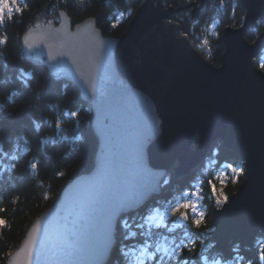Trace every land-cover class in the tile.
<instances>
[{
	"label": "water",
	"instance_id": "obj_1",
	"mask_svg": "<svg viewBox=\"0 0 264 264\" xmlns=\"http://www.w3.org/2000/svg\"><path fill=\"white\" fill-rule=\"evenodd\" d=\"M167 3L143 0L120 36L104 35L94 18L78 23L77 29L59 9H55L56 21L51 16L53 1L31 16L22 36V52L33 64L46 67L55 80L79 90L80 99L91 109L97 147L90 171L72 179L32 222L5 264H26L23 250L38 221L41 233L33 250L35 264H93L91 254L68 255V246L88 248L99 240L106 211L135 181V141L152 114L159 121V134L147 146L145 160L164 178L169 174L176 180L188 177L219 142L244 164L245 179L238 191L214 209L211 240L216 248H251L258 236L264 237V72L257 63L264 50V33L254 43L246 39L264 18V0H238L244 22L239 28L224 29V52L218 67L171 20L191 6L174 9ZM192 14L197 19L200 9H192ZM37 23L41 30L56 32L96 30L102 39L112 41L111 75L101 69L98 84L103 97L99 117L108 120L103 134L96 126L93 96L79 74H58L47 47L41 44L42 54H38L24 45L23 37L34 32ZM81 179L79 189L71 187ZM161 192L153 193L143 206ZM117 232L118 227L116 236ZM116 243L117 239L114 248Z\"/></svg>",
	"mask_w": 264,
	"mask_h": 264
},
{
	"label": "trees",
	"instance_id": "obj_2",
	"mask_svg": "<svg viewBox=\"0 0 264 264\" xmlns=\"http://www.w3.org/2000/svg\"><path fill=\"white\" fill-rule=\"evenodd\" d=\"M53 1L54 7L67 13L73 26L88 18H94L97 27L104 35L120 36L126 32L128 23L143 0H20L21 6L28 7L22 13H15L13 19L0 25V37H7V43L0 45V219L6 223L0 226V264H5L7 256L21 244L28 227L32 222L58 198L66 185L76 176L90 171L93 166L97 140L92 132V114L88 104L80 99L79 90L72 84L57 81L50 71L35 65L22 52V36L27 23L38 7H46ZM168 7L187 8L172 16L171 20L180 24L181 34L194 42L196 48L211 63L218 67L224 52L222 34L225 28H239L244 22V13L238 0H168ZM235 8V14L232 12ZM192 9H200V16L193 18ZM57 19L55 13L51 14ZM119 20L117 27L112 24ZM214 25V27H213ZM264 33V18L258 26L248 32L246 39L254 43ZM208 43L205 45L204 41ZM258 67L264 63V50L257 59ZM77 112L73 117L71 112ZM59 122L60 127H56ZM80 137V139H76ZM16 157L13 160V157ZM15 163L13 170L11 165ZM36 163L37 169L31 164ZM228 164L243 169V163L233 152L226 150L219 142L205 162L188 177L176 180L172 174L170 183L162 192L154 196L138 211L128 214L136 231L135 223L149 214V209L167 202L175 203L186 191L201 188L202 199L194 201L205 214V226L212 231L200 238L206 245H212L204 253L208 264L213 259L231 264L232 258L243 257V264H264L260 260V245L264 237L258 236L251 248L233 246L217 249L211 236L214 231V209L220 208L233 196L245 179L244 170L240 173L225 176L223 184L220 177L225 173ZM230 171V170H229ZM63 172L60 176L58 173ZM208 181H212L217 192H223L227 200L218 205ZM190 226L194 213L189 210ZM184 223V222H182ZM171 227V223L168 224ZM152 231L159 236H182L183 229L170 234L167 228H155ZM126 229L118 227L117 244L108 264H126L121 249L139 248L144 237L125 239ZM203 231L189 227L195 234ZM163 242V241H161ZM238 247L239 252L233 249ZM201 245L197 243L196 252L186 253L191 258L189 264H202L200 260Z\"/></svg>",
	"mask_w": 264,
	"mask_h": 264
},
{
	"label": "snow or ice",
	"instance_id": "obj_3",
	"mask_svg": "<svg viewBox=\"0 0 264 264\" xmlns=\"http://www.w3.org/2000/svg\"><path fill=\"white\" fill-rule=\"evenodd\" d=\"M80 2L83 3L84 0H80ZM220 3L223 5L225 0H220ZM27 7L26 3L21 6L20 0H0V25H3L6 20L13 19L15 13H22ZM235 11L236 9L232 8L233 14H235ZM118 24L119 20L113 23L112 27L115 28ZM77 29H80V25H77ZM183 35L186 36L187 33H183ZM23 40L29 52L35 50L38 54H42L40 45L43 44L47 47L48 58L51 61H56V66L54 67L58 74H63L66 77L79 74L80 79L93 96L98 113L96 126L102 134L106 132L108 120L107 118L100 119L99 117L103 97L99 91L98 84L101 69L106 74L111 75L112 41L102 39L96 30H84L77 33L67 30L56 32L54 30H41L39 23L35 25V31L25 35ZM6 43L7 37H0V45ZM207 43L208 41L205 40L204 44L206 45ZM57 57L61 59L57 60ZM65 57L67 59H64ZM260 67L264 68V63ZM71 115L77 117L78 113L73 111ZM56 127H60L59 122H57ZM158 134L159 121L152 114L135 141L133 165L136 169V178L132 187L124 191L106 211L103 217L99 240L88 248L69 244L67 249L68 255L91 254L95 257L93 264H105V257L111 253L115 246L116 229L117 227H121L128 230L125 239L135 238L137 235L144 237L143 243L139 248L125 246V248L121 249V254L124 256L126 264H189L191 258H185V254L196 252L197 243L201 245L200 260L202 264H208V257L204 253L212 245H206L205 240L200 237L207 236L212 230L205 226V214L199 210L198 203L194 202L202 199V190L199 185L196 186L194 191L184 192L181 198L174 204L167 202L149 209V214L141 217L142 222L135 223L134 227L136 231H132L133 224H130L128 219H124L127 212L135 211L142 207L153 193L170 183V180L164 178L163 174L157 173L149 167L145 160V150ZM76 139H80V137H76ZM15 159L16 157L14 156L13 160ZM15 167L16 165L13 163L11 168L14 170ZM99 167H101L100 161L98 162L97 169ZM31 168L37 169V164L32 163ZM242 171L243 169L228 164L225 173L218 178L223 184L225 176ZM58 175L63 176L64 173L60 172ZM79 182L73 184L71 187L75 186L79 189L83 183V179ZM207 183L212 189L216 203L218 205L224 204L227 197L224 196L223 192L218 193L212 181H208ZM189 210L195 216V218L191 219L190 226L196 229H201L203 226L202 232L197 231L194 235L189 232L190 226L187 223L190 219L188 215ZM153 222H155L156 229L167 228L170 234H174L177 229H183L182 236H173L171 239L168 236L161 237L157 232L152 231L151 225ZM5 223L3 219H0V226ZM169 223H171V227H168ZM40 233L41 227L38 221L37 225L33 227L29 240L26 242L23 250L26 264H35L33 250L36 248L37 236H40ZM233 251L238 253L239 248L236 247ZM259 252L260 260L264 261V244L260 245ZM243 261V257H239L238 260L232 258L231 264H243ZM211 264H224V262L213 259Z\"/></svg>",
	"mask_w": 264,
	"mask_h": 264
}]
</instances>
